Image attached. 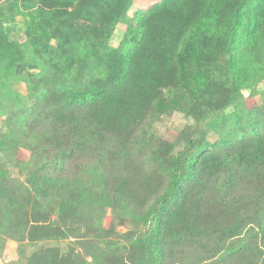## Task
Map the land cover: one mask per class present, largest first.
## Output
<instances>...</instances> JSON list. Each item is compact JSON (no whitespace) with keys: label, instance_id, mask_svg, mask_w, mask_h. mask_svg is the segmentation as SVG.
<instances>
[{"label":"trees","instance_id":"trees-1","mask_svg":"<svg viewBox=\"0 0 264 264\" xmlns=\"http://www.w3.org/2000/svg\"><path fill=\"white\" fill-rule=\"evenodd\" d=\"M79 2L23 0L34 11L26 32L33 74L17 71L23 49L0 25V153L31 155L18 162L21 183L0 170V239L64 238L51 224L29 226L23 211L45 206L55 219L87 220L97 205L145 230L127 242L135 264H242L248 241L252 264H264V134L243 128L252 113L238 106L242 89L264 78V0H161L119 34V8L87 5L81 20L55 9ZM206 100L219 102L230 132H218V143L151 153L156 118L191 114L192 103ZM108 176L116 178L109 193ZM99 184L104 202L89 201ZM107 246L94 264H119L108 258L122 246Z\"/></svg>","mask_w":264,"mask_h":264},{"label":"rangeland","instance_id":"rangeland-1","mask_svg":"<svg viewBox=\"0 0 264 264\" xmlns=\"http://www.w3.org/2000/svg\"><path fill=\"white\" fill-rule=\"evenodd\" d=\"M159 1L161 0H80L76 7L66 6L65 8L57 7L55 9L59 12H63L64 10L68 13L71 12L76 16V20H81L82 15L87 11V5L98 7L104 13H110L111 8H119L125 11V15L122 17L124 24H119L117 28L119 32L116 30L119 34L120 30L125 29L133 23L136 11H145ZM37 6L48 7L47 4L41 2H38ZM32 10H27L23 7V0L0 1V25L3 26L8 38L11 41L17 42L23 49V55L17 62L16 69L24 76L37 72L35 64L31 59V50L26 33L29 22L27 14L30 11L34 12ZM98 18L101 19V16H98ZM51 31L57 32V28L55 27ZM221 78H223V75ZM18 90L20 93L25 94L26 84L24 82L19 83ZM239 101V107L245 111H249V114L252 113V115L246 116L247 120L250 119L246 120L243 128L246 131H257L264 134V78L262 81L257 82L255 86L242 89ZM190 106L191 114L186 115L173 110L164 116L156 118L152 122L150 132L153 139L156 140V144H153L154 147L151 148L152 154H154L155 148L159 151V149L164 150L170 145L174 147L172 152L176 153L179 150L187 148L193 141L203 146L218 143L220 140L218 132L228 133L231 131L230 126H228L229 123L223 121L220 117L222 109H220L219 102L206 100L203 103H192ZM236 108L237 105H231L225 108L224 113L231 114ZM212 120L216 122L215 128H217V131L209 128V125H213ZM3 132H5V127L0 119V134ZM240 132L243 131L240 129ZM234 137L233 134H230L226 139L233 141ZM222 149L224 148L222 147ZM225 149H230V147L226 146ZM30 156V152L25 149L17 150L14 153L11 151L7 154L0 153V170L9 169V173L15 178L16 183H21L25 179V173L20 169L18 162H28ZM144 158L146 159L147 155ZM108 183L107 193L114 190L116 178L114 176L109 177ZM102 190L103 187L99 184L94 193L89 194V201L98 200L99 203H103L102 196H105L101 194ZM13 195L21 196L19 191L13 192ZM33 211H29L28 214H25L23 211V216H25L23 221L29 226L35 225L46 229L45 227L51 224L54 226L56 233L65 230L67 236L60 239L42 237L39 240L35 239L33 242L31 240L19 242L10 237L1 238L0 264H83L84 262L94 264L93 256H96L97 251L100 250L103 254H109L110 249L107 243L112 244L114 242H117V246H122L123 251L117 257L110 256L108 260H111L113 263L118 262L119 264H135L130 259V256H134L135 252L127 242L131 239L137 240L143 236L145 230L134 226L127 218H113L112 212H108L104 216L100 213V206L97 205L93 206L91 211L88 212L89 215L87 216H91L87 219L88 221L75 215L71 219H55L57 216L45 206H40L37 211ZM96 217L102 220L100 226L103 224L102 227L109 230L108 234H102L98 230ZM112 223L115 225V232L111 228L109 229ZM125 235L128 238H124ZM258 240L260 238L255 239L254 242ZM230 242H232L231 245L234 248L242 245L237 240H229L228 244ZM228 244H226V247H228ZM246 245L247 248L251 247V241H248ZM243 248L240 258L241 262H243L242 264H252L254 262V255L247 248ZM260 261L262 262V259Z\"/></svg>","mask_w":264,"mask_h":264}]
</instances>
